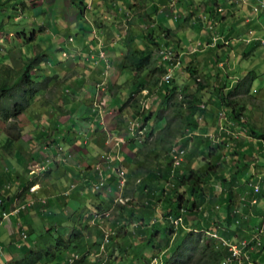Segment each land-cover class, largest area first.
Returning <instances> with one entry per match:
<instances>
[{"label":"rangeland","instance_id":"1","mask_svg":"<svg viewBox=\"0 0 264 264\" xmlns=\"http://www.w3.org/2000/svg\"><path fill=\"white\" fill-rule=\"evenodd\" d=\"M15 1H23V0H13ZM35 3L31 2L28 10H21V5H17L16 7H10L7 9L5 12L2 13L3 16L0 18L2 19V22L5 24L6 27V33H4L2 36L4 37L5 40L0 41V66H11L14 69H18L21 67V65L25 62V60H28L29 58L35 57L39 51H45L47 54V59H45L42 67L38 68V71L34 72L36 75H38L36 78L38 81L42 83V86H49V93L47 92L46 94L44 92H41L37 94L36 96V101L38 103H35L33 107H35V110L37 113L42 114L44 111H48L49 113H53L54 115V121L51 123H48V128L53 129L54 124L58 123L62 124L63 129L67 128L69 125L74 126L75 132L79 131L80 127V122L81 118L84 117L85 121L88 119V115H92L93 117H97L93 114H91L88 111V108H86L85 105H79L75 104V101H77L81 91V88L87 87L86 91L84 94L87 93L89 96L88 92L93 89L94 87V82L97 80L104 79L101 73H105L104 70L99 65H103L106 62L102 59H97V62L99 63L97 65L98 68L102 72H98V70L95 71V64H94V58L92 60H88V56L85 54L83 50L78 53L77 58H74V50L73 46L77 43L76 40L72 39L73 42L71 44V47L68 46L65 43L58 42V38L63 36L62 33L67 32L68 34L71 35V37H76V31L74 28H70L66 31V29H60L59 26L57 25V15H53V11L49 12V7L52 5H49V0H43L44 5H42V8L39 9V4L41 0H33ZM210 1V0H209ZM216 1V0H215ZM215 1L210 2L207 5V9L209 10L210 8L213 10L215 8ZM218 3L223 2V0H217ZM225 2V0H224ZM230 3H233V0H229ZM17 3V2H16ZM222 5V4H221ZM203 6V5H202ZM244 4L242 3V0H239V4H235L234 6L229 7L230 8V13L229 16L226 15L224 19L231 18L232 14H235L238 17H235V19H228L226 21L227 23H230L229 26H232V29H228V26H225L219 21L222 17L221 14L217 15V20L214 24V27L204 28L206 20L202 17H198V25H195L193 23V20H190L185 23L184 21L185 16H183L182 11H177V21H173L174 24L170 25L172 26L171 28H168L170 26L166 27H160V29L156 30V27L153 29V37L157 36L160 38L162 35H166V30L171 29V34L169 40L177 46L176 53H174V58H176V63H179V66L175 68L174 73H172L171 77L175 78V81L179 86H184V85H192L193 84V77H190L189 79V74L185 72V74H182L183 68H186L187 66L189 67L190 70H195L196 71V76L198 77V80H201L204 78V81H208V84L212 85H217V89H221V86L225 82L223 79L224 77H227V81L232 82V87H234L235 82L237 81V78H240L241 81L247 76V72L253 71V74L255 75L253 83H252V88L250 96H245V95H239L237 97H228L227 100L228 102L231 101L232 103H236L234 112V117L236 115L240 116L243 118V121H245V125L241 126L240 124H235L233 122H237L236 120L233 121L230 119V114L232 113L230 108H227L225 106L219 105V103H216V98L211 96L212 94H207L206 97L209 99L208 104H207V109L217 111L218 112H227L228 111V117L227 120L224 121L223 124H226L225 126L223 125L225 131L219 132L218 128L216 130L215 120L213 119L210 122V125L208 126L209 129H211L212 134L214 135V142L211 143L209 141V146L215 147L216 150L214 149L213 153L212 150L209 148L205 147V143L209 140L205 137L206 132H204L202 129L203 127L207 126L205 124V120L203 122L199 123V128L196 131V136L197 138L191 139V141L188 143L185 149V153L191 154L193 159L191 158L192 161V168L195 170V173H197L199 178L202 180V182H205L206 188H211L209 192H207L206 196V203L203 204V208L200 211L197 218L198 224L201 226L202 230V235L207 234L209 237L210 234H218L219 232L223 230L224 226L219 225L221 224L220 222L217 223L218 221H223L225 218V215L223 214L225 210L229 213L228 215L233 216L237 214L236 219L241 223L237 225V221L235 220L234 225L238 226L237 230H235V236L234 240L236 239H248V238H242L244 235L243 230L248 229L249 225H252L253 221L255 218L251 217L249 220L250 213L252 210L256 209V205L252 204V201H256V203H262L261 207L264 208V167H260L261 165H264V140L263 143L259 142L256 139V136L251 135V129L256 131L257 133L264 134V46L262 47H256L253 52H250L246 56H243L244 52V44L241 42H238L236 38H234V42L231 41L232 45L227 44L226 47H223L222 49H219L218 52L213 51L212 45L209 42L210 37L214 36H220V42L219 46L222 44V37L224 35H228L229 33L231 34L232 37L236 36L237 33L241 32L244 34V38L246 37L245 30L247 27L253 28L251 25L247 26L244 23V17L246 18H252L256 19V14L254 12L255 8V3H251L248 6H246L243 9ZM168 7V6H167ZM220 7V5L218 6ZM32 8V9H30ZM110 13H113L118 21L117 26H123L125 28V31L128 28V23L127 22H133L137 23L139 20L136 17L130 16L127 19L124 18V14L122 13L123 11V4L120 3L119 1H114L112 6H108ZM104 10V9H102ZM128 11V9H125L124 11ZM236 10H241L239 14H236ZM4 11V10H3ZM56 11V10H55ZM203 10L202 8L199 10V13H202ZM105 13V10L103 11V14ZM112 14V15H113ZM261 14L264 16V10H261ZM113 15V16H114ZM197 13L195 14V16ZM204 15V14H203ZM202 16V14H201ZM205 17V16H204ZM17 18V19H16ZM115 18V19H116ZM116 19V21H117ZM51 22L50 26V32H49V27L47 26V34L48 36L43 34V29L45 24L48 21ZM264 20V18L262 19ZM204 22V23H203ZM150 24H147V21L142 22L141 30L138 28H132L131 31L134 32V35L136 33L137 39H139L140 46L144 45V37L142 36V30L145 31L146 28L148 29V34L152 33V29L150 27ZM115 27V26H114ZM168 28V29H167ZM155 30V31H154ZM221 31V32H220ZM244 31V32H243ZM15 33H24V35L20 34V40L18 41L14 36ZM221 33V34H220ZM6 34H8V38L5 37ZM116 34V32H114ZM257 34V31H254V35ZM52 36V37H51ZM64 40H67V37H62ZM114 40L116 41H121L124 42V39H126L125 36H119L115 35L113 37ZM7 40V41H6ZM99 39H96V45L95 49L97 50V46L99 44ZM137 44V46H138ZM123 48V56L127 54V49L129 46L125 45V43L120 44ZM131 48H135L134 44L132 42L129 43ZM229 45V47H228ZM62 48L64 52L67 53V59H63L61 57V52L58 51V48ZM45 48V50H44ZM121 50L120 47H117L116 50H113L112 48H108L107 51L113 53L112 60H115V63L108 62L107 65L110 66V69L108 71V74L114 75L111 76L112 84L108 83L104 87V90L101 92L99 91L100 94H97L95 100L96 104L98 103L99 107L103 111H109V115H106V121L109 119H114L117 121V128L122 127L119 132L117 133L119 136L122 134L121 130H125L126 123L128 121H133L135 119V114L133 112V109L130 108L126 102H127V97H129L130 93V88L133 87V82L135 74L134 72L127 71L126 69L122 68V64L117 65L118 61H120L122 58L121 55L118 56V52ZM74 51V52H73ZM99 51V50H97ZM103 54L105 55L106 52L102 50ZM156 51L154 50V58H157V55L155 53ZM215 53L219 54L223 59L224 57H227V62H223L224 65L220 67V65L215 63ZM225 55V56H224ZM93 57V56H92ZM95 57V56H94ZM109 58V57H108ZM178 58V59H177ZM225 59V60H226ZM69 60V61H68ZM179 60V62H178ZM67 61L69 63H76L77 65H72L71 71H69V75L65 74V76L59 75L60 70L67 69L66 63ZM117 61V62H116ZM157 63V62H156ZM116 65V66H112ZM48 68H47V67ZM108 67V66H106ZM114 67V68H112ZM104 68V67H103ZM50 69V76L53 77L47 78L44 75V71H47L49 73ZM90 69V70H89ZM222 71H219L221 70ZM185 71V69H184ZM180 72V73H179ZM79 74V75H78ZM217 74H221L219 77H217ZM178 75V76H177ZM56 76H59L60 80L58 83H63L62 81L64 78L69 77V78H76V83L78 86H81V82H83V87H76L75 89L73 88L74 84L71 85H64L62 84V88H56L54 92H50L52 88L57 87L56 81L58 78ZM241 76V77H239ZM64 77V78H63ZM63 78V79H61ZM209 79V80H208ZM95 80V81H94ZM214 82V84L212 83ZM72 83V81H71ZM231 84V83H230ZM48 88V87H47ZM70 89L69 91L71 92V100L74 101L73 107H71L72 103L70 102L69 107H64L69 113L67 114L66 117H64V113L61 112V109L59 107L54 108L52 104L44 106L39 108V104L41 103L40 99L44 100H49L54 102L55 99H57V95H59L58 98V106L61 102V99H65L68 101L69 96H65V90ZM210 90V88L207 89V91ZM220 91V90H219ZM226 91V90H225ZM144 92H138V94H135L133 97L134 99H137V108H143L146 110V113H150V119L143 123L142 128H140L138 131H135V137H134V143L136 145L135 151H129L127 149V145L122 147L121 152H126L128 153V157L130 158V164H124L123 170L126 172V178L130 177V171L133 169L134 166H132V163L134 162L133 159L136 158H141L140 155H137L138 149L143 150V148H152L154 147L153 145V140L156 137L157 132H159L163 128V124L160 123V120L157 119V116H165L169 117L172 115L171 112V107L170 102L163 104L162 106H165L162 110L159 109L160 106V99H162L163 94L158 88H153L151 92L147 91V95L144 96ZM216 94V93H215ZM222 94V93H221ZM117 99V102L112 103L111 100ZM181 99L182 95L180 92H177L175 94L173 99H170V101H173L174 99ZM89 100V99H88ZM87 100V102H88ZM161 107V106H160ZM216 108V110H215ZM106 114V113H105ZM159 114V115H156ZM31 116H33V111H27L25 115L20 116L15 122L18 123L19 127L21 128V138L19 140V144H21L23 147H26L30 144H28V141H37L39 144L43 146L45 142H43V137L40 139L32 140L31 138H26V134L31 135L33 132H38V130H42V126L39 124L41 121L36 118L32 120ZM78 116V121L76 122V119ZM156 116V118H155ZM152 117V118H151ZM155 118V119H154ZM32 120L33 122H30ZM44 120V118H43ZM46 120V119H45ZM47 120H49L47 118ZM97 120H99L97 118ZM100 121V120H99ZM232 122V125L230 123ZM114 123V122H113ZM8 123H1L0 122V174L3 173L6 168H9V158L7 157V154L4 152L3 149V143L5 142L4 140V135L6 132ZM95 121L92 120V118L89 119V123L87 124L89 136L93 134L92 129L94 128ZM51 129V130H52ZM91 129V130H90ZM201 130V131H200ZM48 131V130H47ZM70 131V130H69ZM84 133L86 134V130H83ZM16 132V131H15ZM105 134L107 133L106 140L107 142L105 145H108L110 139L113 137V140L115 141L118 136H112L110 132L104 131ZM152 133L150 137H148L146 134L147 133ZM225 132V133H224ZM50 132H48L49 134ZM222 133V134H220ZM227 133V134H226ZM204 134V135H203ZM126 137H129V133H125ZM205 136V137H203ZM210 136V135H209ZM193 138V135L191 136ZM145 138H148V141L145 143ZM103 140V138H101ZM180 137L172 143V146L175 147V149H178L177 146H181V143H176ZM46 142H49V139H45ZM52 141V139H51ZM63 141V140H61ZM203 141V142H202ZM26 142H28L26 144ZM43 143V144H42ZM123 143H125V140H123ZM216 143L219 144V146L216 147ZM73 144H75L73 140ZM146 144V145H145ZM14 145V144H13ZM17 145V144H16ZM36 145V146H37ZM99 148V145H96ZM219 147V148H218ZM49 148L52 150V153H55V148L56 145L51 142V145ZM157 148H159L157 146ZM64 149V148H63ZM51 154V153H50ZM102 155V152L99 153ZM45 155H49V152L44 153ZM218 155V156H217ZM217 156V157H216ZM81 157H85V154L80 153V157H78L79 161L81 162ZM45 159L44 161H46ZM97 162L92 165V170L93 172L97 170L98 168L101 169V166L103 165L102 162L99 160H96ZM31 162V161H30ZM165 162L164 158H160L159 161L156 163H150L148 166V169L150 172H161V166ZM33 164H28L27 168H32ZM160 165V167H159ZM246 166V167H245ZM241 167L242 169H239ZM21 167L20 169H22ZM130 168V169H129ZM250 171V172H249ZM22 171H19V174H21V178L25 177L24 174H22ZM37 173H33L31 177H35ZM203 176V177H201ZM251 176L252 178H249ZM50 176H45L42 177L43 179L48 178ZM233 177L238 181H233ZM261 178L260 182H249V179H254V178ZM41 178V179H42ZM10 180V179H9ZM93 181V180H91ZM128 181V179H127ZM130 184L127 186L126 189L123 190L124 194L128 193V197L131 198V202L133 203L131 205L132 209L135 211L134 213V219L133 220H139L140 219V214L142 217H144L143 221L148 225L154 224V222L149 221V218L147 217L148 211L146 210H140L143 209V204H145V194H147L146 190L141 191L143 186L151 183V182H141L140 188L137 189V186L139 185L137 182H134L132 177L129 178ZM48 182V181H45ZM111 182H115L114 180ZM134 182V184L132 183ZM233 182V183H231ZM22 186L20 184H16V191L21 190V187H24L27 182H21ZM90 182H87V184ZM96 182H91L90 190H87V193L85 197L81 200V205H82V210H84V214L79 216V220L76 222L77 223V229L82 230L85 232L86 237H92L96 236V233L94 232L95 230L93 229V226H96L98 224V221H95L94 224H91L92 217H93V211L91 208H94V210L97 209L96 205H92L90 209H87L89 207V200L95 199L96 197H101L102 195L106 196V202L105 206H110L111 208V203L113 202L114 198L116 197L115 193H110L106 189L103 191H100L99 195L97 196V190L93 188V184ZM213 183V184H211ZM235 183V184H234ZM249 183L251 184H258L260 189L257 195L252 194V188L249 187ZM10 185V183L8 184ZM20 187V188H19ZM162 186L158 185L156 189V193L158 195V188L160 189ZM44 195L48 194V187L46 184H44ZM208 190V189H206ZM183 189H180V192H182ZM232 191V192H231ZM231 195V197H229ZM27 196L25 195V198ZM153 200V199H152ZM151 205L148 204V206L155 207L157 208V205H155L154 201H151ZM22 203V202H20ZM69 203L71 201H68V205L63 204L62 210H55L53 212L52 216L50 215V218H52V221L48 218H45V215H37L36 211L33 212L32 208L30 210L25 209L23 211H28L27 213L29 214L30 220L28 222V225H26V229H28V243L31 245L32 250H36L37 252L45 253L48 251V254H53V250H56L57 248L54 247L56 244V240L58 237L62 238L64 241L70 237L71 232L73 230V224L76 221L75 219V210L78 211L77 209H74L73 206H71ZM227 203V204H226ZM78 204V202H77ZM134 204L139 205V209H135ZM18 205V204H17ZM45 206V205H43ZM78 206V205H77ZM85 208H84V207ZM102 208H106V207ZM142 206V207H141ZM236 207V208H235ZM109 208V209H110ZM163 207L160 205L158 206V210L162 209ZM71 209V210H70ZM116 206L110 213V219L104 222L106 225L105 227H110L109 224H111L112 220H114L116 216ZM239 212L234 213L237 210ZM43 207L41 208V212ZM66 210V212H65ZM115 210V211H114ZM130 210V209H129ZM34 215H31V214ZM78 214H81V211H78ZM157 214V213H156ZM152 215V214H150ZM82 216H84L82 218ZM241 216V217H240ZM112 217V218H111ZM234 217V216H233ZM161 218V217H159ZM195 216H190L189 219L193 222ZM34 219V220H33ZM234 219V218H233ZM241 219V220H240ZM164 222H167L165 219L161 218ZM149 221V222H148ZM23 220L20 222L19 219H16L14 217H9L7 220L3 221L0 224V247L1 248H8L13 242V235H14V229L19 230L20 226H18V223L23 225ZM82 223H84V227L82 226ZM169 223V221H168ZM183 222H181L180 226L182 225ZM19 224V225H20ZM158 225V223H156ZM162 224V223H161ZM167 226V223H165ZM164 224V225H165ZM90 225V226H89ZM156 225V226H157ZM217 225V226H216ZM34 226V227H33ZM81 226V227H80ZM134 226V225H133ZM24 229L25 226L23 225ZM92 227V228H91ZM151 227V226H150ZM158 225V229L162 231V227ZM177 227V226H176ZM46 228H49V232L46 230ZM22 228V230H24ZM167 227H165V232ZM211 229L213 231L211 232ZM21 230V229H20ZM97 230V229H96ZM164 230L162 232H164ZM210 230V232H209ZM216 230V231H215ZM67 231V232H66ZM157 231V229L154 228H149L148 233ZM180 231V230H179ZM179 231L176 234H173L170 236V242H169V247L172 246L177 238V235L179 234ZM19 231H17L18 233ZM186 232V231H184ZM99 235L101 237V231H99ZM242 236V237H241ZM10 237V238H9ZM97 237V236H96ZM98 238V237H97ZM197 238L196 236H193V239ZM212 238V237H211ZM219 239L227 241L226 238L224 237H219ZM85 240V237L83 239V242ZM264 238L262 239V243L264 244ZM81 242V241H80ZM79 242V245L82 243ZM135 242V241H134ZM236 242V241H235ZM85 243V242H84ZM222 244V243H221ZM163 245V244H162ZM79 246V247H81ZM222 246H224L222 244ZM54 247V248H53ZM227 249L228 253V248L224 246ZM147 249V250H146ZM149 249L150 247L146 248H138V247H130L128 248L125 252H119L118 253V258H119V264H126V260H133L135 257L134 255L141 254L143 256L144 260L149 256ZM75 249H65V250H56L55 254L56 257L52 258L51 255L43 254L45 257L43 260L46 261L47 264H66V257L69 254H72ZM77 250V249H76ZM80 251V249H78ZM109 251V250H108ZM106 252V257H108L111 260V263H115L118 258H116V255H114V259H112L111 251ZM128 252V256H126V253ZM34 253H36L34 251ZM10 255H4V257H0V264H16V262L20 261V257L18 254L9 253ZM84 255L83 258L88 257V253H83ZM80 255V256H82ZM179 255V254H178ZM177 255V256H178ZM228 256V255H227ZM151 257V256H150ZM255 260L264 262V258L260 257V254L254 255L253 256ZM195 258V257H194ZM81 260V259H80ZM159 260H162V257H159ZM45 263V264H46ZM128 263V262H127Z\"/></svg>","mask_w":264,"mask_h":264},{"label":"trees","instance_id":"2","mask_svg":"<svg viewBox=\"0 0 264 264\" xmlns=\"http://www.w3.org/2000/svg\"><path fill=\"white\" fill-rule=\"evenodd\" d=\"M9 1L10 0H7L6 3L5 2L3 3L2 0H0V13L3 10H5L6 4ZM210 2H213V0H210ZM175 3H177L176 0ZM216 4L217 2L215 1V5ZM209 14H210L209 19H207L204 26L206 30L212 25L214 21L218 22L217 20L218 13L216 11V8H214L213 10L211 9L209 11ZM197 18L198 16H195V12L192 10L189 17L184 18V21L182 22L187 23L188 20L193 19L194 20L193 23L197 24L198 23ZM222 19L223 18L221 17L219 21H221ZM5 29H6L5 24L2 22V19L0 18V39L4 38L2 35L6 33ZM151 32L152 33L148 34L147 28L145 31L142 30V36L145 35L143 36L145 41H144V45L142 46L139 45L140 44L139 41H138L139 43L138 46L135 44L136 43L135 41H137L136 38L128 37L126 40L125 45L126 46L128 45L129 48L127 49V54L124 56L123 62L121 63L122 68L126 69L127 71L134 72L135 74L134 77L135 81L133 82V87H131V91L129 93V97H127L126 103L129 106H131L130 108L133 109V112L136 116L135 118L141 121L142 125L140 128H142L143 123L145 124V122L150 119L151 114L146 113V110H141V108H137L138 105L136 103L138 101L133 97L135 96V94H138V92H141L142 90L151 92L153 88H158L163 94L162 99H160L161 107L159 106V109L162 110L165 107L162 106V103L166 104L170 102V104L168 105H170L171 107L172 115L167 118L165 116L156 114L159 115L157 116V119L163 121V128L159 132H157L156 137L153 140L154 147H152L151 149L150 148L147 149L143 148V150L138 149L137 155H140L141 158L140 159L136 158L133 160L134 162L132 163V166L134 167L130 171L131 173L130 177H132L133 181L137 182L138 184L141 182H145L146 177L151 179V183L148 184L149 186L145 185L142 187V189H140L141 191L143 190L147 191L146 192L147 194H145L144 197V200L146 202L145 204L142 205L143 209L140 210H145V211L147 210L149 212L147 215L152 214L151 215L152 220L149 221L154 222L156 220L157 214L160 213V217L165 219L166 221L168 220L169 223L168 221L167 222L163 221L164 223H167L166 226L167 231L165 232L164 230L165 227L164 228L160 227L162 231L164 230V232H162L161 230L158 229V225H160L161 223H159L157 226L155 224H152L150 227L147 224V222L145 223L143 221L144 217H142L141 214L139 220H133L135 213V211L131 207L133 203L131 202V198L128 197V193L124 194V192H122L121 197L126 198L128 200L124 205L121 204L115 205L117 208L116 211L114 210L116 216L114 220H112L111 224H109L110 228L114 230V235L109 237V243L105 246V251L111 245L115 246L119 252H125L130 247L146 248L149 246L150 247L148 251L149 256H151V258L161 256L162 264H221L222 261L228 255L227 249L224 246H222L221 241L211 238L207 234L202 235L201 226L198 224L197 222L198 220L196 218L198 217L200 211L202 210L201 207L203 206V204L206 203L205 199L207 196V192H209L210 189H212V186L211 188H206L207 184L205 182H202L199 176H197L198 174L195 173V170L192 169L191 167L186 168V166L188 167L189 164L191 163V158L193 157L191 154L188 155L186 153L184 154L183 162L181 164L182 168L179 167L174 172V170L172 169L170 152L171 149H173L172 143H174V141L177 140L179 137L180 139L176 143H181V146H177V148L179 147V149L183 151H185L184 147L188 145L191 139L198 137L195 134L199 128V122L197 119L200 117H206V115H208L209 112L211 111L208 110L206 107L208 104L207 101H209V99L206 97L207 94H212L211 96L214 95V97L216 98V103L218 102L219 105L230 108L232 111V113L230 114V118L233 121L235 120L237 121L234 123L244 126L245 121H243L242 117L240 119V116L238 115H236L235 117L233 116L234 115L233 111L236 110L235 109L236 103H232L231 101L228 102L227 98L232 96L235 98L239 95L250 96L252 83L255 78L254 77L255 75L252 72H250V74H247V76L243 79V81H241L240 78H238V80L235 82L234 87H232V82L227 81V77H224L223 80L225 82L223 83L219 91L217 89L218 88L217 85L211 86L210 84H208V81H204V78H202V82H200L201 80H198V77L196 76V71L190 70L189 67L187 66L186 68L183 69H185V71L189 74V79L190 77L194 78L192 85L179 86L175 81V78H171L166 81L164 80V82L161 83V85H159L160 78L167 73L169 64L166 63V61L163 60L162 58H159L161 57V55L157 56V58L155 59L154 50L158 49L161 45H163L162 47H169L171 48V50L176 51L177 46H175L169 40V38L171 37L170 36L171 30L169 29L166 30V35L164 37L165 39L161 40L160 38H158L157 41H156V37L152 36L153 29ZM19 35L20 33H16L14 37L17 40H20ZM5 37L8 38V34H6ZM130 42L134 44L135 48H131V46L129 45ZM257 46H259V44L257 43H253V46L252 44L249 45V47L247 46L245 49L248 50L243 53V56H246L250 52H253ZM223 47H224L223 45L219 46V43H217L213 51L218 52V50L222 49ZM37 53L38 54L35 57L26 60L23 63V65L18 69H14L9 65L0 66V121L1 122L3 121L4 123H7L9 119L18 117L21 113H23L29 107L30 101L39 91V88L35 89L34 87H32L37 85V83L32 79L30 73L32 69L41 67L43 60L46 58V53L45 51H39ZM215 57H216L215 58L216 66L220 62L221 63L224 61L227 62L226 59L227 57H224L223 59L217 53H215ZM219 71H222V69ZM220 75L221 74H217V77H219ZM212 83L214 84V82ZM208 88H210V90L207 91ZM13 92L17 97V102L14 101L11 104L12 100L14 99ZM177 92H180L182 98L181 99L175 98L173 101H170V99L174 98ZM59 106H54V108ZM201 106H203V108ZM61 112L63 113V110H61ZM20 130L21 128L19 127L18 124H16L15 122L14 123L8 122L6 132L4 135L5 142L3 143L2 146L6 154H11L13 150V144L19 142L21 137ZM146 135L150 137L152 133L150 132L147 133ZM192 135L193 138L191 137ZM251 135L253 136L255 135L256 139L258 140L259 139L264 140V134L257 133L253 129H251ZM125 139L128 142L130 141L128 137H125ZM52 141L56 143L55 139ZM147 141L148 138H145L144 142L146 143ZM209 141L210 140H208L205 143L206 145L205 147L212 150L213 153L214 149L216 150V148L209 146L210 145ZM157 146L159 148H157ZM160 158H164L165 160L164 169L162 170V172H158L157 174L155 173L150 174L151 172L149 171L148 166L150 165V163L154 164L155 162L159 161ZM260 167H264V165L263 166L261 165ZM239 169L242 168L239 167ZM6 171L9 172L8 170ZM169 171L171 172L173 171L175 175L171 177ZM4 175L7 176V179H11L10 174L4 173ZM249 177L252 178L251 176ZM129 178H127L128 181L126 182V186L124 189H126L127 186L130 184ZM22 180L24 181L23 178ZM233 181L235 180L233 179ZM134 182L132 183L134 184ZM36 183L37 182H27V184L23 187L22 191L17 193L16 196L19 199V203L18 205H16V207L10 209L12 213L5 212L7 210L6 209L7 198L10 199L11 197L7 195L4 196L3 194H1V186H0V210H2L4 213L9 214V217H12L11 214H14V216L16 217L19 216V219L24 221L23 225L25 226V229H26V225H28V222L30 220L29 214L27 213L28 211L27 210L23 211L27 208L28 210H30V208H32V210H38V212H36L37 215H45V218L48 219L50 218L49 214H47L46 212H41V208L43 207L42 211H44V208L46 207L45 204L46 203L49 204L47 200L45 202H42L41 200H37L36 202L31 200L30 202L33 203L29 206H25L28 202L23 204L20 203L23 202L24 196L27 193H29L30 188L34 186ZM155 183H157L162 187L160 189L158 188L159 191L158 195H156L154 198V194H156V189H157ZM19 184L20 186H22L21 182H19ZM108 186L111 187L109 189L113 193H115L116 195L118 194V191L116 190L115 182H108ZM139 188H140V184L137 186V189ZM40 189H42V186L39 185L38 189L35 192H32V194L37 193ZM180 189H183V191L180 192ZM99 193L100 192H97L96 195L98 196ZM62 196L64 197V199H67L69 198L70 195L67 193V195L65 196L63 193ZM229 197H231V195H229ZM150 200L154 201L155 205H157V203H162V206L164 208L156 212L155 207L148 206V204L150 205L152 204ZM43 204L45 205V207L43 206ZM22 205H24L25 208L23 209L19 208ZM134 206H136L135 207L136 210L139 209L138 204H134ZM105 207L106 208L97 206V209L98 211L105 212L107 209L110 208V206L109 208L108 206ZM16 208L19 209L15 211ZM229 213L225 210L224 220L217 222V223L219 222L221 223L219 225L224 226L223 230L219 232V235L218 234L217 235L219 237L226 238L230 242H235L238 241L239 239L234 240L235 230L238 229L237 226L234 225V223L235 220L237 221V225L240 222L236 219L237 217L236 211L234 212L236 214V216L233 215L234 217L228 215ZM190 216H195L193 222L192 221L186 222L187 218ZM169 218L170 219L181 218V221H183V223L181 226L178 225L176 227L170 222ZM109 219L110 217L107 220ZM107 220H105V222ZM134 223L136 226H133ZM184 224L186 226H184ZM23 225L20 226V229L22 228L24 229ZM76 225L77 223L75 221L74 224L72 225L73 230L67 241L66 240L64 241L60 237L57 238L55 244V247L57 249H61V248L66 249L70 245H73V248L79 247V242L81 241L80 243H82L85 234L82 230L80 229L78 230ZM154 227L157 229V231L150 232L149 234L148 233L149 228H154ZM20 229L19 230L14 229V235H13L14 242L9 246V248L13 249V252L16 253L20 251L23 255V258L20 259L19 262H16V264H37L42 259L43 254L44 255L48 254V251L46 253H41V252L31 253V251L28 249L27 246L28 237L25 235L24 232H20ZM17 231L20 232L18 233L20 234V238L24 240L23 242H26L25 244H22L20 248L18 246L19 243L17 242L18 239ZM47 231L49 232V228H47ZM178 231L179 234L177 235L174 244L169 247L168 244L170 242V236L176 234ZM212 231L213 229H211V232ZM213 233L215 232L213 231ZM23 235H25V237H23ZM193 236H196L197 238L193 239ZM99 238L101 242L98 243L97 246L98 249L100 248L102 243V234L101 237L99 235ZM256 248L258 250L264 249V244L262 243V240L260 241L259 246H257ZM2 252H3V248L0 247V257H3ZM126 255L128 256V253H126ZM134 257H135L134 260L138 261L139 258L141 257V254L134 255ZM107 258L108 257H106L105 255L104 256L105 261L107 260ZM104 259L102 257L101 262H103ZM134 260L129 261V264H136ZM81 261H83V259L79 260L78 263H80ZM108 264H112V263L108 262Z\"/></svg>","mask_w":264,"mask_h":264},{"label":"crops","instance_id":"3","mask_svg":"<svg viewBox=\"0 0 264 264\" xmlns=\"http://www.w3.org/2000/svg\"><path fill=\"white\" fill-rule=\"evenodd\" d=\"M114 1H119L120 3L123 4L124 9H123L122 13L125 15L124 16L125 19L128 20V18L130 16H133V17L138 18V20H139L137 23L127 22L128 28L126 31H125V28L123 26H117L118 21H120V20L117 19L113 13H110V11H109L110 9L107 8L108 6H112ZM176 1H177V3H175L174 7H167L168 6V0H49V5H52V6L49 7L48 10H49V12L53 11V15L58 16L57 25L59 26L60 29H66V31H67L70 28H74L76 31L75 33L77 34L76 37L73 38L67 32L62 33L63 34L62 37L65 36L68 39L64 40L60 36L58 39V42L65 43L71 47V44L73 42L72 39L76 40L77 43L75 44V46H73V50L75 51V52L73 51L74 52V55H73L74 58H77L78 53H80V51L83 50L85 52V54L88 56V58H87L88 60H92L94 58L93 60H94V64L96 67L93 70H94V73L96 70H98V72H97V74H98L99 72H102V71L100 70V68L97 67V65L99 64L97 62V59H98V55H97L98 51L97 50L102 48V50H104L106 52L105 57H109L110 62L114 64L115 60H112L113 53L107 51V49L112 48L113 50H116L117 47H120L121 50L118 52V56L119 55L123 56V51H122L123 47L120 44L124 43V42L116 41L113 39V37L115 35L116 36L117 35L125 36L126 39H124V41H126L128 37H130V38L133 37V38L137 39V37L135 36L136 33L134 35V32H132L131 29L132 28L133 29L138 28L141 30V27H143L142 22H145V20H147L149 22L152 21V23L150 25L151 29H154L156 27V30H157V29H160V27L162 28V27L173 25L174 24L173 12H177L178 10L183 12V16H185L183 18L189 17L190 13L193 10L195 12V14L197 13L196 16L202 17V18L204 16H206V21H207V19H209V16H210L209 11L211 10V8L209 10L207 9V5L210 3L209 0H176ZM233 1H234L233 3H230L229 0H225V2L223 0V2H221V4H222L221 5L220 2L218 3L216 0L218 5H220V7H222V8H224V11L227 12L226 14L222 15L223 19L221 20V23L223 22L222 23L223 25L228 26V29H231L232 26H229L230 23H227V25H226V21L228 19H235V17H238L235 14H232L231 18L227 17L226 19H224L226 17V15L229 16V14H231L229 7L234 6L238 2V0H233ZM249 1L251 2V0H249ZM42 5H44V1L42 2ZM246 6L247 5H244L243 9ZM201 8H202L203 12L199 13V10ZM102 9L105 10L104 14H103L104 10H102ZM125 9H128V11L127 10L124 11ZM240 12H241V10L235 11L236 14H239ZM201 14H202V16H201ZM115 18L117 19V21ZM263 18H264L263 15H261L260 17H256V19L251 18L252 19V20H250L251 22H248L245 25H247V26L251 25L253 28L247 27V29H253V30L257 31V33H263L262 32V28L264 27V20H262ZM246 19L247 18L244 17V20H246ZM191 20H193V19H191ZM189 21L190 20H188V22ZM51 22L52 21L49 20L47 23V26L49 27V32H50V26L52 25ZM186 24L187 23H185V25ZM189 24H190V22H189ZM195 25H198V23ZM171 27L172 26H170L168 28H171ZM169 30H171V29H169ZM114 32H116V34H114ZM241 34L242 33L239 32L234 37H237ZM143 36H145V35H143ZM225 36L230 37V38H234L231 36L230 33L228 35H225ZM97 38L99 39L100 42H99V44L97 46V50H96L95 45H96V39ZM138 41H139V39H137V41H135V42L138 43ZM99 59H100V57H99ZM68 61L66 63L67 69L61 70V74H63V75H65V74L69 75V73H70L69 71H71L72 65L73 64L77 65V62L76 63L75 62L69 63ZM117 63H118L117 65H119L120 61H118ZM99 66L101 68H103L102 65H99ZM112 66H116V65H112ZM112 68H114V67H112ZM180 72H182V74H185L186 71H184V69H183ZM108 75H109V78H108L107 84L108 83L112 84L111 81L115 78H113V77L111 78V76H113L114 73H113V75H111V74H108ZM67 78L68 77H66V79ZM67 82H70V80H68ZM78 87H83V84L81 86H78ZM86 89H87V87L81 88L82 92L80 93L79 97L77 98V101H75V104L85 105V106L88 104L87 100L91 98L92 93L94 92V87L92 90H90V92H88L89 96L87 95V93L84 94ZM130 90H131V88H130ZM111 101H112V103H115V102H117V99L115 98L114 100H111ZM71 103H72L71 107H73L74 102L72 101ZM64 105L67 108L68 102ZM110 111H109V113H111ZM105 113L106 114L103 113V115H102V123H101V121L97 120L98 116L93 117L92 115L89 114L88 119L86 121H85L84 117H82L80 119L81 125L79 127V131L75 132L76 127L74 128V126L69 125L67 128L63 129L62 124L58 123L60 120H58V122H56L54 124L53 129L51 127L52 130L51 129L48 130L47 129L48 123L50 122L51 126H52V122L54 121V116H51L52 113H49L47 110L44 111L40 117L42 119V122H43L42 123V125H43L42 130H38V132H33L31 135H28V133H27L26 138H31L32 140H36L37 138L40 139L42 137V134H44L45 137L47 136L49 141H51V139L52 140L53 139L58 140V145L62 148L63 151L61 153H58L57 148H55V151H54L55 153H52V150L49 148L50 145L47 146L48 142L44 143L43 146H40V145H37L38 143L36 141H31V142L28 141L29 143L26 142V144L28 143V144H30V146L28 145L27 148L23 147L19 143H17V145H15L13 152L11 154H8L7 157L9 158L8 159L9 163H11V170L13 172V175L16 178V181L14 182L15 179L13 176H12V179L8 180L7 176L4 175V172L0 174L1 194H3L4 196L7 195V196L11 197L10 199L7 198V206H6L7 210L5 212L12 213V211H10V209L16 207V205L19 203V199L16 195L18 192L22 191L23 187H21V190L16 191V192H15V190H16L15 187H16V184H19V182H25V181H21V174H19V171L23 172V168L22 169H20V168L24 167V166L26 167V166H28V164L29 165L33 164L32 165L33 168L46 169L47 175L50 177L45 178V179H41L40 182H37L34 186L39 187V185H40V186H42V189H40L35 194H32L29 191V193L26 194L27 197L25 198V196H24V200L21 204L30 202L31 200L35 201V202L37 200H41L42 202H45L47 200L49 202V204L48 203L45 204L46 207L44 206L45 207L44 212H46L47 214L52 216V214H53V212H55V210H58V209L62 210L63 204L68 205V201L69 202L71 201V203H69V204L71 206H73L74 209L78 208V211L79 210L81 211V214H78V211L75 210V212H76L75 218H77L76 219V222H77L79 220V216L84 214V210H82V205L80 202L85 197L87 190H90V186L92 185L91 182H96L98 180L96 170L94 172L92 170V165L97 162L96 160L100 161V159H102L103 156L106 157L107 155H109L112 158V162L110 164L109 169L106 168V166L102 167L103 176L105 177V179L107 181L111 182L112 180L110 179V175L112 174L113 167L120 165V163L123 165V167H124V164H130V158L128 157V153H126L125 151L121 152L122 147L127 145V149L129 151H135V149H136L135 143L130 142V141L127 144H125L124 146H121L120 149H113V148H111V146L105 145V143L107 142V140H106L107 133L105 134L104 131L110 132L112 136L116 137V135H118L117 133L122 128V127H118V129H116L118 126L117 121H115L112 118L109 119L108 121H106V119H108V118H106V115L107 114L109 115V113L107 111H105ZM66 115L67 114H64V117H66ZM43 118H44V120H43ZM47 118L49 120H47ZM90 118H92V120L95 121L94 128L92 129L93 134L91 136H89V132H88L89 128L87 127V124L89 123ZM213 119H214L213 111L212 112L210 111L209 114L206 115V117H204L205 124L207 125V126L203 127L204 132L212 134V131H211V129H209L208 126L210 125V122ZM73 120H76V122H77L78 116L76 119L73 118ZM104 123H105V128H103ZM160 123L163 124V121L160 120ZM125 125H126V127H125L126 131L122 129L121 130L122 134L120 136L118 135L119 137H121V136H124V138L126 137V135H124V134L127 133V127H129V121ZM83 130H86L87 133L85 134ZM48 132H50V133L48 134ZM101 138H103V140ZM61 140H63V141H61ZM73 140H74L75 144H73ZM96 145H99V148ZM45 152H47V153L49 152V155H47V156L45 155V158H43V160H41L42 157H44ZM101 152H102V155L99 154ZM80 153L85 154V157H81V162H78L79 161L78 157H80ZM45 159H47V160L44 161ZM191 165H192V161L188 167L186 166V168H190V167L192 168ZM159 167H160V165H159ZM160 168H161V172H162V170L164 169V163L162 164V166ZM154 173L157 174L156 172H153V173L151 172L150 174H154ZM169 174L171 175V177H173L175 175V173H172L171 171H169ZM233 179L236 182H238L234 177H233ZM28 180H31V179H28ZM91 180H93V181H91ZM145 180H146L145 182H151V179H149L148 177H146ZM45 181H48V182H45ZM87 182H90V183L87 184ZM9 183H10V185H8ZM157 183H159V182H157ZM157 183H155L156 188L158 187ZM44 184H46L48 187V194L47 195H44L45 193L43 192L44 191L43 190ZM72 187H74V188L72 189ZM37 188L35 190H37ZM108 188H111V187L108 186ZM64 192H67L70 195L69 198L64 199V197L62 196ZM156 195H157V193L154 194V198ZM35 198H38V199H35ZM105 201H106V196H104V195H102L101 197L99 196V197H96L95 199L89 200L90 203H89V207H87V209H90L92 205L104 207ZM77 202H78V204H77ZM157 204L158 205H157V208H155V211L158 209V206H160V205L162 206V203H157ZM256 204H257L256 209L252 210V212L250 213V216H249V220L251 219V217L255 218V220L253 221L252 225L248 226V229L243 230L242 233H244L245 236H243V237L241 236L242 238H244V237L248 238L253 233V231L255 230V227L260 222L261 217L264 214V208L261 207L262 203L259 202ZM202 208H203V206L201 207V209ZM8 209H9V211H8ZM91 210L93 211V213L96 211V210H94V208H91ZM32 211L38 212V210H32ZM2 212L3 211L0 210V213H2ZM65 212H66V210H65ZM236 212H239V211L237 210ZM223 214L225 215V212ZM11 215H12V217H14L16 219H19V216L16 217V216H14V214H11ZM31 215H34V214H31ZM83 217L84 216H82V218ZM147 217L149 218V220H152L151 215H148ZM159 217H160V213L157 214V217H156V220L154 221V224L157 225L156 223H158V224L162 223V224H160V226L162 228L166 227V224ZM49 219L52 221V218H49ZM187 219H189V217ZM5 220H7V219H5ZM5 220H2L1 216H0V224ZM19 221L21 222L22 220L19 219ZM188 221L191 222V220H187L186 222H188ZM181 222H183V221H180L179 225L181 224ZM19 224L20 223H18V226H21V224L20 225ZM83 225H84V223H82V226ZM101 225H104V227L106 226L104 223H102ZM101 225L97 224L96 226H93V229L95 230L94 232L96 233V236L98 238L96 236L86 237V234L84 232V234H85L84 242L85 243L82 241V246H81V244L79 245L81 247L73 248V245H70L68 248H66V249H71V248L75 249L72 254H69L66 257L67 258L65 261L66 264H67V260L69 258H71L74 254H79V256H80L83 253H88L87 258L86 257L83 258V261H81L80 263H78V261H79L78 260L75 264H95L97 259H100L102 257L104 259V256L106 255V253L104 252V253L100 254V252H99L100 248L98 249V247H97L98 243L101 242V240L99 238V231H101V228H102ZM133 225L136 226L135 223ZM151 225H149V226H151ZM184 226H186V225L184 224ZM76 227H77V225H76ZM46 230H47V228H46ZM27 231H28V229H25V230L21 229L20 230V232H24L25 235L28 237L29 235H28ZM19 233H18L17 242L19 243L18 246L20 248V246H22V244H25L26 242H23L24 240L20 238ZM13 240H14V238L12 239V242H13ZM27 246H28V249L31 251V253H34V251L36 253H38L36 250H34V251L32 250L33 247H31V245L29 243H27ZM78 249H80V251ZM56 250H65V249L61 248V249H56ZM56 250L52 251L53 252L52 255L51 254H47V255H51L52 258H55L56 257V254H55ZM107 251L108 252L111 251L110 253L112 255V259H114V255H116V258H118L119 251L116 249L115 246L111 245L107 249ZM257 251H258L257 253L260 254V257L264 258V249H260ZM2 253H3L2 254L3 257H4V255H10L9 253H13V249H11L9 247L3 248ZM257 253H256V255H258ZM15 254H18L20 259L23 258V255L20 251L16 252ZM83 256L84 255L80 256V259H82ZM44 258L45 257L43 256L42 259L37 264H45L46 261L43 260ZM150 258L151 257L148 256L145 259V261L149 260ZM131 260H126V264H129V261H131ZM141 260H144L143 256H141L138 261H135V260L134 261L136 264H144L145 261H141ZM108 262L109 263L111 262V260L109 258H107L106 261L104 259L103 264H108ZM119 262L120 261L118 258L117 261H115V263H112V264H119ZM62 263H63V261H62Z\"/></svg>","mask_w":264,"mask_h":264},{"label":"clouds","instance_id":"4","mask_svg":"<svg viewBox=\"0 0 264 264\" xmlns=\"http://www.w3.org/2000/svg\"><path fill=\"white\" fill-rule=\"evenodd\" d=\"M2 2L4 3H6L7 2V0H2ZM17 2V3H16ZM31 2H33V3H35V1H33V0H23V1H20V2H18V1H13V0H10L7 4H6V8H5V10L4 11H2L1 13H0V15H2V13L3 12H5L7 9H9V5H10V7H13V6H17V5H21V10H28V8L29 7H33V6H30L31 5ZM42 2H43V0H41L40 1V4H39V9H41L42 8ZM218 2V1H217ZM237 2V1H236ZM264 2V0H251V2L249 1V0H242V3L244 4V5H249V4H251V3H255V8H254V12H255V14H256V16L257 17H260L262 14H261V10H264V7L262 6V3ZM36 4V3H35ZM237 4H239V0H238V2H237ZM175 6V0H168V7H174ZM219 5H218V3L215 5V8H216V11H217V13L218 14H221V15H224V14H226L227 12H225L224 11V8H222V7H218ZM30 9H32V8H30ZM224 11V12H223ZM55 16V15H54ZM1 17V16H0ZM175 17V18H174ZM206 17V16H205ZM204 17V19H206ZM2 18V17H1ZM173 18H174V20L175 21H177V14H176V12H173ZM17 19V18H16ZM250 20H252V19H250V18H247L246 20H244V23L246 24V23H248V22H251ZM147 21V20H146ZM48 23V22H47ZM47 23L45 24V26H44V29H43V34H45V35H49V34H47ZM150 23H152V21L151 22H149V21H147V24H150ZM216 23V21H214L213 23H212V25L209 27V29L211 28V27H214V24ZM246 32H245V34H246V37L244 38V34H241V35H239V36H237V37H234V38H236V40L238 41V42H241V43H243L244 44V52H246L248 49H245L247 46L249 47V45H251L252 44V46H253V43H257V44H259V46H257V47H262V46H264V43H262L261 41L262 40H264V27L262 28V32L263 33H257L256 35H254V31L255 30H253V29H247V30H245ZM16 34V33H15ZM20 34H22V35H24V33H20ZM52 37V36H51ZM165 36H161L160 37V39L162 40V39H165L164 38ZM234 38H230V37H227V36H223L222 37V44L221 45H223L224 47H226L227 46V44H231L232 45V43H231V41L232 42H234ZM59 39V38H58ZM2 40H5L4 38H2V39H0V41H2ZM158 40V37H157V39H156V41ZM7 41V40H6ZM19 41V40H18ZM209 42L211 43V45H212V48L214 49L215 47H216V44L217 43H219L220 42V36H214V37H210V40H209ZM124 43H126V41H124ZM61 44V43H60ZM136 45L138 44V43H135ZM229 45H228V47H229ZM163 45H161L158 49H156L155 51V53H156V55L157 56H159V55H161V57H159V58H162L163 60H165L166 61V63H168L169 64V67H168V71H167V73L166 74H164L161 78H160V82H159V85H161V83H163L164 82V80L166 81V80H169V79H171V78H173V77H171V76H173V75H171L172 73H174V71H175V68H177L178 66H179V64H180V62H179V60H178V62L179 63H176V58H174V53H176V51H173V50H171V48H169V47H162ZM90 49V48H89ZM58 51H62L61 53L63 54H61V57L63 58V59H67V56H65V55H67V53L66 52H64V50L62 49V48H59L58 49ZM243 52V53H244ZM97 55H98V57H100V59H102V60H104L106 63L105 64H103L102 65V67H104V68H102V70H104V72L105 73H101V75L103 76V78L104 79H101V80H97L96 82H94V92L92 93V96H91V98L88 100V104H87V106H86V108H88V110H89V112L91 113V114H93V115H95V116H98V119L101 121V123H102V115H103V113L105 114V111H103L100 107H99V105H98V103L96 104V100H95V98H96V96H97V94H100L99 93V91L101 90V92L104 90V87L106 86V84H107V81H108V78H109V75H108V71H109V69H110V66L109 65H107L108 64V62H110V59L108 58V57H105V55L103 54V52H102V48L101 49H99V51H98V53H97ZM47 54H46V58L45 59H47ZM121 60H120V64L123 62V58H124V56H121ZM30 59V58H29ZM45 59L43 60V63H47V62H44L45 61ZM178 59V58H177ZM26 61V60H25ZM43 63H42V65H43ZM23 65V64H22ZM21 65V66H22ZM42 65H41V67H42ZM218 65H220V67H222L223 65H224V63L222 62H220ZM106 66H108V67H106ZM47 67V66H46ZM48 68V67H47ZM36 71H38V68H34V69H32V71H31V76H32V79L37 83V85H35V86H32V87H34L35 89H37V88H39V91L36 93V95L34 96V98L30 101V103H29V107L23 112V113H21L18 117H15V118H12V119H9L8 120V122H15L20 116H22V115H25V113L27 112V111H30V110H32L33 111V116H31V118H32V120H34V119H36V118H40L41 117V114L40 113H37L36 112V110H35V107H33V105L35 104V103H38V101H36V96H37V94H39V93H41V92H44L45 94L48 92L49 93V91H47L48 89H49V86H45V85H43L42 86V83L40 82V81H38L36 78H39V77H37L38 75H36L34 72H36ZM61 71V70H60ZM250 72H252L253 73V71H249V72H247L248 74H250ZM44 75L46 76V79L47 78H52L53 79V77H51L50 76V69H49V73H47V71H44ZM59 75H62L61 74V72H59ZM79 75V74H78ZM65 76V75H64ZM57 78H58V80L56 81V85H57V87H55V88H52L51 90H50V92H54V90L56 89V88H60V90H61V88H62V84H64V85H71V84H74L73 86V88L75 89V85H76V87H78V85H77V83H76V78H67L68 80H70V82H67L68 80L65 78L62 82L63 83H58V81L60 80V78H59V76H56ZM64 78V77H63ZM63 78H61V79H63ZM237 80H238V78H237ZM71 81H72V83H71ZM95 81V80H94ZM81 85L83 84V82L82 83H80ZM48 87V88H47ZM70 89H66L65 90V96H69V99H68V101H66L65 99H61V102H60V108H62L61 110H63V113L64 114H70L66 109L64 110V107H65V105L64 104H66L67 102H68V107H69V105H70V102H72V100L70 99L71 98V92L69 91ZM145 94H144V96H146L147 95V91L146 90H142ZM141 91V92H142ZM13 94H14V92H13ZM250 97H253V96H251L250 95ZM58 98H59V95H57V99H55L54 100V102H52V101H49V100H44V99H40V101H41V103L39 104V108H41L42 109V107H44V106H47L46 104H48V105H50V104H52L53 106H58ZM75 99H77V98H75ZM17 102V97L15 96V94H14V99L12 100V102H11V104L13 103V102ZM74 102V101H73ZM11 104H10V107H11ZM202 108H203V106H201ZM207 107V106H206ZM141 110H144L143 108H141ZM215 110H216V108H215ZM217 111H219V110H216V113H215V111H213V115H214V120H215V123L217 122V124H215V128H216V130H217V128H218V131L219 132H221V131H225V129H224V127H223V125L225 126L226 124H223L224 123V121L225 120H227V117H228V111L225 113V112H218L217 113ZM211 112H212V110H211ZM51 116H54L53 115V113L51 114ZM231 119V118H230ZM32 120H30V122H33ZM40 121H41V123H39L42 127H43V125H42V119L40 118L39 119ZM198 120V122L200 123V122H203L204 121V117H200V118H198L197 119ZM232 120V119H231ZM1 122V121H0ZM7 122V123H8ZM1 123H3L4 124V122L2 121ZM16 123V122H15ZM234 123V122H233ZM16 124H18V123H16ZM223 124V125H222ZM236 124V123H235ZM141 121L140 120H138L137 118H135L133 121H129V127H127V133H129L130 134V136H129V140L132 142V140L134 141V137H135V134H134V132L135 131H138L139 129H140V127H141ZM230 125H232V122L230 123ZM138 127V128H137ZM103 128H105V123H104V125H103ZM48 130H50L51 128H47ZM221 134V133H220ZM204 135V134H203ZM208 135V136H207ZM210 135V136H209ZM21 136H22V134H21ZM44 136V140H43V142H45L46 143V138H47V136L45 137V135L44 134H42V137ZM116 136H118V135H116ZM206 136L207 137H205V136H203V137H205V138H207V139H209L210 141H211V143H213L214 142V135L213 134H209V133H206ZM122 137V138H121ZM121 137H119L118 136V138L114 141L113 140V137L110 139V141H109V143H108V145L109 146H111V148H113V149H120L121 148V146H124L125 144H127V142L128 141H126V139L124 138V136H121ZM21 138V137H20ZM54 140V139H53ZM56 140V139H55ZM123 140H125V143H123ZM258 140V139H257ZM258 141H260V140H258ZM37 142V141H36ZM51 142H53V141H49L48 143H47V146H49V145H51ZM56 143H54L55 145H56V148H57V151H58V153H61L63 150H62V148L58 145V140H56L55 141ZM260 142H262L263 143V141H260ZM38 143V142H37ZM17 143H14V145H13V150H14V148H15V145H16ZM39 144V143H38ZM43 144V143H42ZM219 144H217L216 143V146H218ZM41 146V145H40ZM13 150H12V152H13ZM5 152V151H4ZM182 152V153H181ZM6 153V152H5ZM184 154H185V151H183V150H180L179 148L178 149H175L174 147H173V149H171V152H170V156H171V161H172V169L175 171L177 168H179V167H181V164H182V162H183V158H184ZM8 155V154H7ZM174 155H176L177 156V160H178V164H175V160H174V158H173V156ZM100 162H102L103 163V165L101 166V169H97L96 170V172H97V176H98V180L96 181V182H100L101 180H103V182H109V181H107L106 179H105V177L103 176V169H102V167L103 166H106V168H110V164H111V162H112V158L109 156V155H107L106 157L105 156H103L102 157V159H100ZM10 164V166H9V168H6V170H8L9 172H7L6 170L4 171V173H8V174H10L11 175V179H12V176L14 177V182L16 181V178H15V176L13 175V172H12V170H11V163H9ZM38 165V164H37ZM105 172V171H104ZM123 173V179H124V182H127V178H126V172L123 170V165L120 163V165H118V166H116V167H113V170H112V174L110 175V179L113 181H115V182H119L120 180H121V177H120V173ZM33 173H37V175L35 176V177H31V175L33 174ZM172 173H174L173 171H172ZM22 174H24L25 175V177H23V179H24V181L25 182H40V180H41V178L42 177H45V176H48L47 175V172H46V169H36V168H27V166L25 167H23V173ZM106 174V173H105ZM250 178V177H249ZM28 179H31V180H28ZM43 179V178H42ZM9 180V179H8ZM260 180H261V178H259V177H257V178H254V179H249V182H253V181H255V182H260ZM21 181H23L22 180V178H21ZM38 187V186H37ZM36 187V188H37ZM35 188V189H36ZM38 189V188H37ZM252 194H253V192H252ZM254 195H257V194H254ZM255 203H256V201H255ZM254 203V204H255ZM253 204V203H252ZM96 211H98L97 209H96ZM95 211V212H96ZM94 212V213H95ZM93 213V214H94ZM264 215V214H263ZM262 215V216H263ZM262 218V217H261ZM260 223H261V220H260V222L257 224V226L258 225H260ZM256 226V227H257ZM252 235V234H251ZM250 235V236H251ZM100 251V250H99ZM104 252H105V249H104ZM104 252H102V253H104ZM75 255V254H74ZM73 255V256H74ZM77 255H79V254H77ZM160 257V256H159ZM158 258V257H157ZM150 259H152V258H150ZM149 259V260H150ZM80 260V259H79ZM97 260H99V259H97ZM149 260H147V261H145L144 262V264H146ZM77 262V261H76ZM75 262V263H76ZM74 263V264H75Z\"/></svg>","mask_w":264,"mask_h":264},{"label":"built area","instance_id":"5","mask_svg":"<svg viewBox=\"0 0 264 264\" xmlns=\"http://www.w3.org/2000/svg\"><path fill=\"white\" fill-rule=\"evenodd\" d=\"M262 6L264 7V2L262 3ZM262 43H264V40L261 41ZM182 153V152H181ZM174 160H175V164H178V160H177V156L174 155L173 156ZM123 173H120V177L121 180L119 182H115L116 184V190L118 191V194L116 195V197L114 198L111 208L107 209L105 212L102 211H96L93 214L92 217V221L91 224H94L95 221H98V224H102L105 222V220H107L110 217V213L112 212V210L114 209V206L117 204H121L124 205L126 204L127 200L126 198H122L121 197V193L123 192L125 186H126V182H124L123 179ZM37 186H33L30 188V192H35V188ZM249 187H253L252 188V192L253 194H257L259 192V185L258 184H251L249 183ZM74 187H72L73 189ZM93 188L95 190H97V192H100L104 189H106L108 192L113 193L109 188H108V182H103V180H101L100 182H96L93 184ZM64 195H67V192H64ZM33 202H28L25 206H29L31 205ZM252 203L254 204L255 201H252ZM24 205H22L21 209L25 208ZM19 208H16L15 211H17ZM1 219L5 220L9 218V214L7 213H0ZM170 222L174 225L177 226L179 225L181 218H177V219H170ZM101 233H102V243L100 246V254L102 252H104L105 246L109 243V237L114 235V230L110 227H104L103 225H101ZM210 236L216 240L221 241V243L226 246L228 248V256L222 261L221 264H264V262L258 261L254 259V255L258 252L257 250V246H259L260 241L262 240V237L264 238V215L261 218V223L260 225H258L255 228V231L253 232L252 236L248 239H242V240H238L236 242H230L229 240L224 241L218 238L217 234H210ZM23 237H25V235H23ZM262 246V245H260ZM80 259V256L75 254L74 256H72L71 258H69L67 260V264H74L76 261H78ZM95 264H103V262H101V258L99 260L96 261ZM146 264H162V260H159V257H154L152 259H150Z\"/></svg>","mask_w":264,"mask_h":264}]
</instances>
